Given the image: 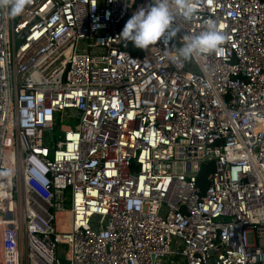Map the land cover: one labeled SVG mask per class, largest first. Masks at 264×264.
Listing matches in <instances>:
<instances>
[{"label":"built area","instance_id":"obj_1","mask_svg":"<svg viewBox=\"0 0 264 264\" xmlns=\"http://www.w3.org/2000/svg\"><path fill=\"white\" fill-rule=\"evenodd\" d=\"M148 2L0 7V264H264V0H189L133 54ZM210 20L223 43L175 60Z\"/></svg>","mask_w":264,"mask_h":264},{"label":"clouds","instance_id":"obj_2","mask_svg":"<svg viewBox=\"0 0 264 264\" xmlns=\"http://www.w3.org/2000/svg\"><path fill=\"white\" fill-rule=\"evenodd\" d=\"M27 0H0V7L8 8V15L15 17L24 11ZM179 14L185 20L190 19L195 9L189 0H149L145 7L135 10L123 25L119 35L133 47L144 50L158 42L169 43L178 31L173 27L174 17ZM225 40V36L208 21L205 29L199 34L183 37V44L177 50L175 60H189L193 56L214 51ZM8 172L2 175H8Z\"/></svg>","mask_w":264,"mask_h":264},{"label":"trees","instance_id":"obj_3","mask_svg":"<svg viewBox=\"0 0 264 264\" xmlns=\"http://www.w3.org/2000/svg\"><path fill=\"white\" fill-rule=\"evenodd\" d=\"M125 23H123L121 25V29L123 27ZM123 48L130 50L133 54L138 53V49L133 47L132 44L130 42H126L123 40L122 43ZM53 135L55 137H57L58 133H59V122L57 119V116L55 118V122H54V127H53V131H52ZM212 170V164L211 163H206L203 164L200 170V173L197 177V184L200 185L201 187H204L207 184L206 181V177L209 174V172Z\"/></svg>","mask_w":264,"mask_h":264},{"label":"rangeland","instance_id":"obj_4","mask_svg":"<svg viewBox=\"0 0 264 264\" xmlns=\"http://www.w3.org/2000/svg\"><path fill=\"white\" fill-rule=\"evenodd\" d=\"M78 121H79V118L77 117V116H75L74 118H73V120H71V121H68L66 124H64V125H68V126H70L71 124L72 125H75L76 123H78ZM71 124H70V123ZM60 129V128H59ZM62 216H60V218H61ZM62 220H63V222H65V226L61 229V230H63V231H65V232H68L69 230H70V220H71V218H70V216H69V214L68 213H66L65 214V216L62 218ZM59 223V222H58Z\"/></svg>","mask_w":264,"mask_h":264},{"label":"water","instance_id":"obj_5","mask_svg":"<svg viewBox=\"0 0 264 264\" xmlns=\"http://www.w3.org/2000/svg\"><path fill=\"white\" fill-rule=\"evenodd\" d=\"M76 116L79 118L81 116V112L80 111H77L76 112ZM211 262H212V264H214V261L213 260Z\"/></svg>","mask_w":264,"mask_h":264}]
</instances>
